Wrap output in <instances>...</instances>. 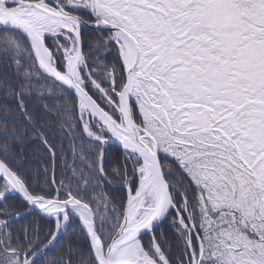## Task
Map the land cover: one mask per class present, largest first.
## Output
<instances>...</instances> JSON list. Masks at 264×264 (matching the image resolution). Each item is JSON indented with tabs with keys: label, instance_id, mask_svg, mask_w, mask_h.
I'll return each mask as SVG.
<instances>
[{
	"label": "snow or ice",
	"instance_id": "obj_1",
	"mask_svg": "<svg viewBox=\"0 0 264 264\" xmlns=\"http://www.w3.org/2000/svg\"><path fill=\"white\" fill-rule=\"evenodd\" d=\"M0 264H264V0H0Z\"/></svg>",
	"mask_w": 264,
	"mask_h": 264
}]
</instances>
